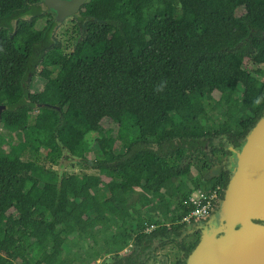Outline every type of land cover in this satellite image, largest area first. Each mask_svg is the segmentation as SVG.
<instances>
[{
    "label": "trees",
    "instance_id": "obj_1",
    "mask_svg": "<svg viewBox=\"0 0 264 264\" xmlns=\"http://www.w3.org/2000/svg\"><path fill=\"white\" fill-rule=\"evenodd\" d=\"M41 2L0 0L2 125L35 147L24 159L0 133V264H149L195 221L192 192L223 197L228 146L264 114V0H91L69 52ZM63 148L84 171L46 167Z\"/></svg>",
    "mask_w": 264,
    "mask_h": 264
},
{
    "label": "water",
    "instance_id": "obj_2",
    "mask_svg": "<svg viewBox=\"0 0 264 264\" xmlns=\"http://www.w3.org/2000/svg\"><path fill=\"white\" fill-rule=\"evenodd\" d=\"M90 1L43 0V3L64 24ZM5 109L7 105L0 103V126ZM228 148L227 187L213 212L196 219L198 226L194 228L200 231V239L185 258V264H264V114L240 145L229 144ZM65 155L75 161L80 159L63 148L62 159Z\"/></svg>",
    "mask_w": 264,
    "mask_h": 264
},
{
    "label": "rangeland",
    "instance_id": "obj_3",
    "mask_svg": "<svg viewBox=\"0 0 264 264\" xmlns=\"http://www.w3.org/2000/svg\"><path fill=\"white\" fill-rule=\"evenodd\" d=\"M42 22L44 23L43 20H42ZM73 25H74L73 20L65 22L64 24L59 23L57 30H56L57 31L56 38L58 40H62L63 44L66 43L65 32L68 30H71ZM72 49H73V47L69 45L66 50L69 52ZM42 84H43V80L37 75L34 79V82L31 85V95L36 99L38 98L37 95H39V91H40ZM192 92L194 94L198 93L197 91H195V89H192ZM193 114H196V113L192 112V115ZM26 122H27V120L24 123H26ZM0 133H4V134H2V136H4V138L8 142L13 143V145L11 147V151L13 153L20 155L24 159L31 158L30 151H28L27 149L28 148L35 149V147L29 141H23L20 138V136L17 134V132L7 131L3 127V125L0 126ZM9 135H11V136H9ZM2 138L3 137H0V139H2ZM4 148L8 151L9 150L8 144H5ZM94 149H96V146H93L90 149V153H89L90 157H93V150ZM42 151L44 152V150H42ZM40 161H41V163L45 162L43 157ZM50 164L51 163H49V162L45 163L46 167H52L53 170H58L60 173H62L63 171H70V172L84 171L83 170L84 168L80 165V163L78 161L71 159V157H64L63 159L61 158L58 165H50ZM86 172L93 173V172H95V170L88 168ZM192 172L194 175L197 173L195 168H193ZM181 222H186V221L182 220ZM149 227H150V225H149ZM149 230H151V229H149V228L146 229V231H149ZM172 236H174V238L177 237L174 242H172L168 239L167 240L155 239L153 241V243L151 244V246L147 250L144 251V253H147V254H142V258L148 257L150 255H155V258L157 260H159V259L164 258L162 256H167V258H169L171 261H175L176 258H178L179 256H182L183 252L178 247V243H180L181 241H184V240H187V242H189L193 239L194 236H193V234H191V232L186 231V228H184V229L182 228L180 230V234L178 236H175V235H172ZM164 241H166V244L164 246H161V242H164ZM130 247H131V245L128 248H126L127 250L125 249L126 252H128ZM101 262H102V260H99V264H102ZM153 263H154V260L149 261V264H153Z\"/></svg>",
    "mask_w": 264,
    "mask_h": 264
},
{
    "label": "built area",
    "instance_id": "obj_4",
    "mask_svg": "<svg viewBox=\"0 0 264 264\" xmlns=\"http://www.w3.org/2000/svg\"><path fill=\"white\" fill-rule=\"evenodd\" d=\"M220 199V186L212 192H206L202 189L195 190L189 197V203L193 205V209L182 220L189 221L192 218L207 217L217 207ZM155 224L148 226L149 231L155 228Z\"/></svg>",
    "mask_w": 264,
    "mask_h": 264
},
{
    "label": "flooded vegetation",
    "instance_id": "obj_5",
    "mask_svg": "<svg viewBox=\"0 0 264 264\" xmlns=\"http://www.w3.org/2000/svg\"><path fill=\"white\" fill-rule=\"evenodd\" d=\"M39 4H41V5H43L44 7H45V9H46V11H48V12H50L49 10H48V8L44 5V3H43V0H42V2L41 3H39ZM244 7H239L238 9H237V15H245L246 13H245V11H244V9H243ZM78 13V12H77ZM76 13V14H77ZM58 23H60V24H62L61 22H59L58 21ZM252 32V31H251ZM258 35V34H257ZM259 35L261 36V38H264V33L262 32V34H260L259 33ZM81 37V35L80 36H76V39H75V41H74V43L78 40V38H80ZM61 42H62V40H60ZM246 42H243V43H239V45H244ZM62 44H63V42H62ZM64 46H66L65 48L67 49V45H68V43L66 42L65 44H63ZM73 48H74V46H72ZM65 49V50H66ZM228 157V156H227ZM225 191V190H224ZM224 195V194H223ZM222 197V196H221ZM200 222V221H199ZM187 223H189V224H187V227H186V231H189V232H191V234H193V236L195 235V234H197V233H199L200 231H198V230H196L194 227L196 226H198V222H196V221H190V222H187ZM126 253H131L130 252V250H128V252H126ZM143 254H147V253H144L143 252Z\"/></svg>",
    "mask_w": 264,
    "mask_h": 264
},
{
    "label": "crops",
    "instance_id": "obj_6",
    "mask_svg": "<svg viewBox=\"0 0 264 264\" xmlns=\"http://www.w3.org/2000/svg\"><path fill=\"white\" fill-rule=\"evenodd\" d=\"M147 227V226H146ZM145 227V231H146V229L148 228H146ZM146 232H151V231H146ZM158 239H160V240H162V239H165V240H167V239H169V238H167V237H160V238H158ZM127 250V249H126ZM126 250L125 251H123V252H126ZM162 257H164V258H162V259H159V260H157L156 258H154V261H155V264H160V263H164V262H171V260L169 259V258H167V256H162Z\"/></svg>",
    "mask_w": 264,
    "mask_h": 264
},
{
    "label": "clouds",
    "instance_id": "obj_7",
    "mask_svg": "<svg viewBox=\"0 0 264 264\" xmlns=\"http://www.w3.org/2000/svg\"><path fill=\"white\" fill-rule=\"evenodd\" d=\"M163 89H164V84H161V85H159V86L156 88V91H160V92H162Z\"/></svg>",
    "mask_w": 264,
    "mask_h": 264
},
{
    "label": "bare ground",
    "instance_id": "obj_8",
    "mask_svg": "<svg viewBox=\"0 0 264 264\" xmlns=\"http://www.w3.org/2000/svg\"><path fill=\"white\" fill-rule=\"evenodd\" d=\"M198 218H202V217H198ZM198 218H195V221H196V219H198Z\"/></svg>",
    "mask_w": 264,
    "mask_h": 264
}]
</instances>
